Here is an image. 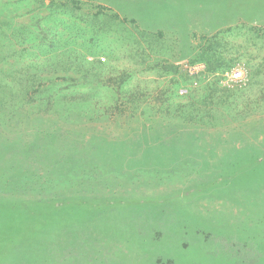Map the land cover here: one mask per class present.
Instances as JSON below:
<instances>
[{"label":"rangeland","instance_id":"374dc122","mask_svg":"<svg viewBox=\"0 0 264 264\" xmlns=\"http://www.w3.org/2000/svg\"><path fill=\"white\" fill-rule=\"evenodd\" d=\"M0 264H264V0H0Z\"/></svg>","mask_w":264,"mask_h":264}]
</instances>
